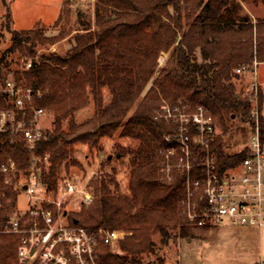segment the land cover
<instances>
[{
	"label": "trees",
	"instance_id": "obj_1",
	"mask_svg": "<svg viewBox=\"0 0 264 264\" xmlns=\"http://www.w3.org/2000/svg\"><path fill=\"white\" fill-rule=\"evenodd\" d=\"M244 3L258 7L264 0H96L94 26L84 20L64 54L48 51L40 56L39 47L63 41L70 33L46 36L38 27L13 30L8 7L5 28L11 46L0 54V117L10 112L29 122L35 110L43 109L56 119L33 143L20 133L0 132V229L13 218L20 181L33 165L50 191L57 188L63 167L66 172L71 165L82 167L77 160L70 162L77 145L93 150L102 138H112L122 128L121 137L137 143L120 149L115 159H129L128 191L115 193L114 178L96 177L89 184L93 201L69 217L72 224L78 221L92 231L129 233L118 243L122 254L102 246L100 263L145 264L144 257L153 256L149 264H168L161 250L172 238L193 239L199 231L208 232L209 228L192 225L183 212L187 173L177 167L183 156L180 121L164 116L161 108L167 105L190 114L203 106L214 116L223 133L210 142L209 153L220 173L246 159L248 147L232 151L230 146L235 136L245 145L248 124H254L252 101L237 90L244 80L237 70L264 63V18L254 19ZM58 20L55 26L61 17ZM163 52L170 55L160 71ZM15 53L20 54V67L12 70L8 56ZM11 75L10 81L31 93L23 109L3 91ZM258 96L264 143L262 91ZM91 103L92 118L78 122L76 114ZM187 126L191 163L197 167L208 149L195 143V126ZM170 150L176 153L168 180L165 162ZM10 162L18 171L6 175L1 167ZM112 163L106 158L103 165ZM193 171L201 176V167ZM17 243L15 235L0 234V264H16Z\"/></svg>",
	"mask_w": 264,
	"mask_h": 264
},
{
	"label": "built area",
	"instance_id": "obj_2",
	"mask_svg": "<svg viewBox=\"0 0 264 264\" xmlns=\"http://www.w3.org/2000/svg\"><path fill=\"white\" fill-rule=\"evenodd\" d=\"M95 3L96 0H88ZM30 66V64H29ZM250 70L244 65L237 70L238 74ZM252 71L255 72V69ZM255 94L258 85L252 87ZM15 103L16 107L23 109L27 102L31 101L30 91L8 81L3 88ZM253 95V93L247 96ZM253 101L252 97L250 98ZM166 111L164 116L180 121L181 151L183 156L179 160L178 168L186 169V200L184 210L189 222L195 227L214 229L219 225L252 226L264 228V143L261 139L259 128L260 113L258 105L253 106L252 117L254 124H248L249 138L245 147L249 149V155L241 164L230 167L223 173L219 171L218 162L214 155H210V142L218 135L217 122L214 116L207 113L203 106L197 107L190 114L171 110L163 105ZM43 109L35 110L33 120L16 119V115L10 112L1 113V131L20 133L28 143H33L42 136L38 125L44 115ZM11 121L8 126L6 123ZM193 124L196 130L195 143L208 149L205 161L197 167L191 163L192 150L189 146V137L185 134ZM168 141L172 140L168 138ZM175 150L166 154V178L171 179L170 172L173 165L170 163ZM201 167V176L193 171ZM1 172L6 175L18 170L15 164L10 162L2 165ZM196 172V173H194ZM195 174L198 176H195ZM194 175V176H193ZM194 177V178H193ZM7 182V179H6ZM64 196L79 194L82 196V204L93 201V194L86 189L79 188L73 178L67 177L62 181ZM21 193H26L29 198L28 208L15 214L11 221L0 230L2 233L13 234L17 237L16 264H101L100 255L102 246L111 248L125 238L123 230L92 231L76 223L72 224L69 215L61 210L60 203L57 207L50 204L39 191L48 192V188L40 179V171L35 165L29 175L21 179ZM27 188L25 189V187ZM115 253V250H112Z\"/></svg>",
	"mask_w": 264,
	"mask_h": 264
},
{
	"label": "rangeland",
	"instance_id": "obj_3",
	"mask_svg": "<svg viewBox=\"0 0 264 264\" xmlns=\"http://www.w3.org/2000/svg\"><path fill=\"white\" fill-rule=\"evenodd\" d=\"M5 1L4 3L3 0H0V54L11 46L10 34L5 28L8 7L12 16L13 24L11 28L13 30H31L38 27L45 31L46 36L58 35L61 31L70 33L63 41L54 45H48L47 47H39V56L48 51L64 54L72 46L74 35L81 30L84 20L91 22L92 26H94L95 3L88 0ZM67 1H70V3ZM244 7L254 19L258 17L264 18V4H259L256 7L252 4L244 3ZM60 17L61 22L58 26H55ZM15 54L8 56L12 70L20 67V54ZM169 55V52L162 53L159 59L160 71L164 67ZM254 64L253 69H255V72L252 70L244 72L242 75L244 76V80L237 83V90L241 92L242 96L253 93L251 95L253 99L252 104L259 107L258 94L260 91H262L264 96V63ZM160 71L156 73L155 77L159 75ZM9 78L11 80L13 76L11 75ZM150 83L149 87L153 84V80ZM255 83L258 85L257 94L252 90ZM262 109V112H264V104ZM93 114L94 107L91 103L88 107L78 112L76 117L78 122L82 123V121L92 118ZM55 119V116L51 112H45L38 125L42 131L50 130L53 127ZM121 130L122 128H119L112 138H102L99 141L98 147L93 150L86 144L77 145L70 162L77 160L82 167L71 165L70 171L67 172L63 167L57 181V188L53 187L48 192L40 190L39 194L56 207V204L60 203L61 210L66 212L69 217H72L73 213L80 212L83 198L77 193L64 196L62 181L67 179V177L73 178L78 183L80 189H86L91 192L92 188H89V184L92 179L100 176H105L108 179L114 178L118 185L115 183L111 184L112 191L115 193H126L129 187V159L125 158L121 161L115 159L116 155L120 154V149L136 146L137 143L121 137ZM217 130L219 134L223 133L218 124ZM230 146L232 151L245 147L243 143L237 141L236 136L233 137L232 145ZM109 156H112L113 163L110 166H104L103 164H105L106 158H109ZM21 192L18 195V205L12 214L13 217L21 210L24 211L28 208L29 198L26 193ZM243 229L241 227H221L218 231L214 228L215 232L212 233L213 229H210L208 232L199 231L193 239L188 238L190 242L185 238H172L167 246L162 248L161 253L168 264H243V262L247 263L248 260L260 261L261 264H264V228L262 230H247V232ZM124 232L126 233L125 238L128 237L129 233ZM0 234L4 233L0 232ZM154 240L160 245L159 235H155ZM111 249L115 250V254H122L120 246ZM153 259V256L144 257L143 262L149 264Z\"/></svg>",
	"mask_w": 264,
	"mask_h": 264
},
{
	"label": "crops",
	"instance_id": "obj_4",
	"mask_svg": "<svg viewBox=\"0 0 264 264\" xmlns=\"http://www.w3.org/2000/svg\"><path fill=\"white\" fill-rule=\"evenodd\" d=\"M257 73V72H256ZM264 104V103H263ZM263 110V109H262ZM263 114H264V112H262ZM221 227H241V229H243V228H245V229H243V230H245L246 232H247V230H256V229H259V228H257V227H252V226H229V225H226V224H224V225H219V226H216L215 227V230L216 231H218L219 230V228H221ZM243 227V228H242ZM215 230L213 229V231H211V233L212 232H215ZM260 230H262V229H260ZM188 242H190V239H188ZM241 262V261H240ZM243 264H261L260 263V261H255V260H248V262L246 263V262H243Z\"/></svg>",
	"mask_w": 264,
	"mask_h": 264
},
{
	"label": "water",
	"instance_id": "obj_5",
	"mask_svg": "<svg viewBox=\"0 0 264 264\" xmlns=\"http://www.w3.org/2000/svg\"><path fill=\"white\" fill-rule=\"evenodd\" d=\"M118 156H120V154H118ZM112 158V156H109V159H111ZM27 188V186L25 187V189ZM67 213L65 212V215H66ZM75 223L77 224L78 223V221H75Z\"/></svg>",
	"mask_w": 264,
	"mask_h": 264
}]
</instances>
